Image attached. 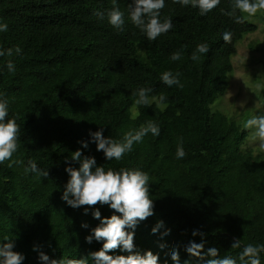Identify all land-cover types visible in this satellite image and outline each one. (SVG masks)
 Segmentation results:
<instances>
[{
    "label": "trees",
    "instance_id": "1",
    "mask_svg": "<svg viewBox=\"0 0 264 264\" xmlns=\"http://www.w3.org/2000/svg\"><path fill=\"white\" fill-rule=\"evenodd\" d=\"M131 3L116 0L126 14L125 31L119 32L107 22L112 0H0V22L8 25L0 47L22 49L20 55L0 57L6 120L20 126L12 160L22 162L0 164V240L8 237L4 242L24 255L22 264H41L38 252L50 259H79L102 247L103 241L85 242L99 221L83 209L99 208L102 217L114 210L99 203L73 209L61 199L69 179L64 169L79 167L71 154L80 149L81 159L94 157L105 170L148 173L154 215L137 225L134 251H151L159 255L158 264H173L169 257L175 249L180 264H202L185 251L195 242L204 244L203 252L216 248L220 258L231 256L241 264L246 245L264 243V160L243 154L248 131L210 106L228 90L237 43L257 26L239 11V23L224 15L231 0H221L205 15L165 0L161 19L172 17L173 27L150 41L127 19ZM97 11L105 13L103 19ZM225 31L232 32L230 42L222 39ZM200 43H207L209 52L193 61ZM174 52L181 53L177 61L170 59ZM8 60L15 63L13 73L5 67ZM169 70L181 73L183 88L161 81ZM139 87L151 88L150 98L164 95L167 106L135 105L132 93ZM260 100L264 106V88ZM150 120L160 126V135H146L119 161L106 160L94 143L81 149L89 132L102 127L105 137L120 141ZM181 138L187 154L182 160L175 157ZM28 160L48 177L26 174ZM159 221L163 228L153 235ZM234 240H240L239 248L231 247ZM108 254L128 255L119 249ZM260 260L264 264V253Z\"/></svg>",
    "mask_w": 264,
    "mask_h": 264
},
{
    "label": "clouds",
    "instance_id": "2",
    "mask_svg": "<svg viewBox=\"0 0 264 264\" xmlns=\"http://www.w3.org/2000/svg\"><path fill=\"white\" fill-rule=\"evenodd\" d=\"M181 6L191 5L198 8L200 15H205L221 3V0H174ZM113 8L107 11V22L116 31H125V12L116 7V0H112ZM165 7V0H132L127 9V19L143 33L148 40H155L161 34L167 33L173 27L172 17L166 16L161 19V9ZM264 10V0H231V10L223 14L234 17L239 23L242 19L237 12L254 16L258 11ZM96 15L103 19L104 12L97 11ZM8 30L7 23L0 22V33ZM224 42H230L232 32L225 31L222 34ZM22 49L16 46L14 49H4L0 47V57L5 55L11 57L14 54L20 55ZM209 52L207 43L196 45L191 59L197 61L200 56ZM181 58L180 52H174L170 59L177 61ZM9 73L16 70L15 63L8 60L5 65ZM181 73L172 71H164L161 74V81L168 87L173 85L183 88L180 81ZM152 89L149 87H139L132 93L135 97L134 104L139 106H149L153 101L163 109L167 106L166 97L160 95L158 98L150 93ZM243 106V105H242ZM9 113V101L0 93V164L9 161V167L13 163H22L21 161L12 160L13 154L17 151L19 144L20 126L15 119H7ZM244 129L253 130V139L259 140V147L264 149V114H256L248 118L244 124ZM151 134L152 136L160 135V126L148 121L145 125H141L138 130L126 132L120 141L103 135L101 127L95 132H89L88 141H80L81 149H86L89 143H94L97 151H102L106 160L115 159L119 161L124 154L133 150V145L142 142L143 137ZM186 152L183 147V139L181 138L175 152L177 159H184ZM82 157V152L77 149L71 154V161H78L79 167L73 168L70 165L65 167L69 179L64 185L61 199L67 206L73 209L80 208L83 205H107L109 209L114 210L110 217H102L99 208H84L83 213L88 215L89 212L93 219L99 221V224L91 229L90 235L85 237V242L91 244L93 240L102 243V247L95 252H91L87 257L79 259H50L43 252H38V260L41 264H158L159 255L153 254L151 251H145L141 254L134 251V235L137 225L145 220V218L154 215L153 200L149 195V175L147 172L139 169L121 168L115 171L112 168L105 170L103 166H97L94 157ZM68 163V161H66ZM24 172L33 173L37 177H48V171L38 167L33 160H28ZM119 213L120 215H116ZM82 228H88L86 223L81 224ZM163 228V222H157L156 226L151 229V233L155 235ZM170 236V233H166ZM193 236L198 235L193 231ZM8 241V237L0 240V264H22L25 257L23 254L14 252V244ZM163 249V245H160ZM232 248L240 247V240H234ZM204 244L190 242L185 251L190 257L196 258L202 264H237L236 259L231 256H218L216 248H209L207 252H203ZM119 249L120 252H126L128 255H109L111 250ZM33 251H37L34 246ZM264 253V243L248 244L243 248L239 255L241 264H261L260 255ZM207 257V259L205 258ZM170 260L173 264H180L179 252L175 249L170 254ZM184 264H190L188 260Z\"/></svg>",
    "mask_w": 264,
    "mask_h": 264
},
{
    "label": "rangeland",
    "instance_id": "3",
    "mask_svg": "<svg viewBox=\"0 0 264 264\" xmlns=\"http://www.w3.org/2000/svg\"><path fill=\"white\" fill-rule=\"evenodd\" d=\"M244 16L257 26V30L237 43L236 53L231 58L233 71L227 77L228 90L210 106L211 112L225 114L242 128L251 116L264 114L260 100V90L264 88V21L261 11L254 16ZM246 130L248 134L242 153H250L264 160V149L259 147L260 141L253 139V130Z\"/></svg>",
    "mask_w": 264,
    "mask_h": 264
}]
</instances>
